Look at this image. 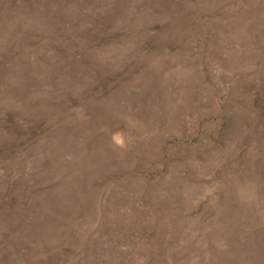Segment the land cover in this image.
I'll use <instances>...</instances> for the list:
<instances>
[{
  "label": "rangeland",
  "instance_id": "1",
  "mask_svg": "<svg viewBox=\"0 0 264 264\" xmlns=\"http://www.w3.org/2000/svg\"><path fill=\"white\" fill-rule=\"evenodd\" d=\"M0 264H264V0H0Z\"/></svg>",
  "mask_w": 264,
  "mask_h": 264
}]
</instances>
